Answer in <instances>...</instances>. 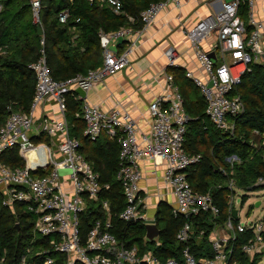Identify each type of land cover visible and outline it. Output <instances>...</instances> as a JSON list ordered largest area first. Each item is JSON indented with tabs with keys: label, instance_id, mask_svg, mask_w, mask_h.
<instances>
[{
	"label": "built area",
	"instance_id": "built-area-1",
	"mask_svg": "<svg viewBox=\"0 0 264 264\" xmlns=\"http://www.w3.org/2000/svg\"><path fill=\"white\" fill-rule=\"evenodd\" d=\"M28 1L31 20L41 29L40 0ZM87 1L106 3L113 12L120 11V0ZM181 3L182 0L149 2L138 13L139 28L126 24L107 31L99 29L100 64L63 79H54L50 75L43 35L40 34L39 54L27 64L34 76L28 109H14L7 104V114L0 124V154L15 148L23 159L22 165L13 166L0 159L1 203L8 206L14 202L24 203L25 209L33 214V233L47 237V245L34 251L41 257L44 254L42 261L33 264L51 263L53 258L47 253L49 250L62 252L65 264L74 261L82 264H239L233 257L235 238L237 233L244 231L250 234L242 239L237 249L249 258L257 255L256 263L264 264L263 215L254 220L238 219L239 209L233 203L236 187L232 177L225 184L230 191L226 216L220 222L213 221L205 235L210 249L208 255L196 256L190 250L188 242L195 235L202 237L204 230L194 234L188 220H183L174 234L179 242L177 256L158 257L151 249L139 251L136 245L125 244L110 230L112 213L106 198L99 200L103 216L95 218L85 232L79 230V212L85 208L87 200H97L100 188L108 184L99 181L98 172L80 150V140L69 132L70 124L65 117L67 96L76 93L75 87L87 90L105 77L129 67V53L139 32L160 10L168 6L179 8ZM67 14V9L63 8L57 12V19L64 21ZM127 19L132 22L135 17L127 15ZM180 32L195 63L194 69L186 68L183 74L199 89L204 112L214 126L230 130L233 126L231 117L243 109L234 85L250 70L252 63L264 67V0H221L217 10L198 16L187 26L182 25ZM118 37L124 45L116 50L110 45H114ZM204 41H208L207 47L202 45ZM209 51L213 58L208 56ZM164 54L168 66H176L173 50L166 48ZM153 79L159 90L147 103L144 128L138 126L131 114L114 104L101 106L75 94L81 99L74 116L82 121V134L90 141L103 134L114 139L118 146L114 177L120 186L123 205L115 216L130 220L142 215L139 212L140 171L137 164L145 160L162 164L160 177L173 195L170 204L173 216L208 213L214 217L218 206L211 193L194 189L186 179V168L199 160L200 153H189L183 147L188 116L178 85L167 70L157 71ZM43 101H49L55 109L36 117L35 108ZM252 132L259 134L264 143V129L252 128ZM225 160L231 165L237 158L231 154ZM63 168L68 171L59 172ZM260 183H264V176H257L253 181V184ZM232 208L236 209L235 216L230 212ZM24 263L22 256L19 264Z\"/></svg>",
	"mask_w": 264,
	"mask_h": 264
},
{
	"label": "trees",
	"instance_id": "trees-1",
	"mask_svg": "<svg viewBox=\"0 0 264 264\" xmlns=\"http://www.w3.org/2000/svg\"><path fill=\"white\" fill-rule=\"evenodd\" d=\"M151 1L156 0H120V11L115 13L106 3L98 1L40 0L42 30L38 33L37 25L31 20L28 0H0V124L7 114V104L14 109H28L34 76L27 64L39 54L40 34L43 35V50L50 75L54 79H63L99 64V29L107 31L126 24L139 27L138 13ZM63 8L67 9L68 14L64 21H59L57 12ZM127 15L135 17V20L130 22ZM167 71L173 74L188 116L183 147L189 153H200L199 160L186 168V179L194 189L211 193L218 206L217 215L173 216L169 207L162 203L154 214L159 228V243L156 244L155 240L143 242V222L139 219L121 220L115 216L123 205L120 186L114 177L118 151L116 141L103 136L92 141L87 139L81 133L82 121L74 116L81 99L68 95L65 117L70 124L69 132L80 140V150L98 172L99 181L108 184L100 188L97 200H87L85 208L79 212V230L85 232L95 218L103 216L104 210L99 200L106 198L112 213L113 226L110 230L125 244H134L139 251L151 249L158 257L177 256L179 242L174 234L183 220H188L194 234H198L200 229L204 230L199 243L188 242L190 250L196 256L201 253L208 255L210 249L205 235L213 221L220 222L226 216V201L230 192L226 181L232 177L239 188H264V183L253 184L257 176H264V143L259 134L252 132V128L264 129V67L252 63L250 70L234 85L243 109L231 117L233 126L230 130L217 128L209 120L204 112L202 95L183 74L182 68L167 66ZM1 154L3 161L9 165L23 164L15 148ZM231 154H235L237 160L229 165L225 157ZM1 197L0 192V264H19L22 256L24 264L41 262L44 254L41 257L34 251L47 245V237L32 232L33 214L25 209L22 202L3 205ZM249 234V231L236 234L233 257L239 264H257V255L249 258L237 249V245ZM47 253L53 258L49 264H65L62 252L49 250ZM72 264L82 263L74 261Z\"/></svg>",
	"mask_w": 264,
	"mask_h": 264
},
{
	"label": "crops",
	"instance_id": "crops-1",
	"mask_svg": "<svg viewBox=\"0 0 264 264\" xmlns=\"http://www.w3.org/2000/svg\"><path fill=\"white\" fill-rule=\"evenodd\" d=\"M220 3L221 0H182L179 8L168 6L160 10L154 20L147 24L135 39V44L129 53V67L121 69L113 76L105 77L102 82L84 90V98L91 103H98L105 107L114 104L126 110L135 118L138 126L144 128L147 122V103L152 95L159 90L153 75L157 71L167 70L168 64L164 50L166 48L173 50L176 67L179 66L183 71L186 68L194 69L195 63L191 49L185 42L180 28L182 25L191 24L198 16L217 10ZM123 45L124 43L120 39L116 41L113 48L119 50ZM202 45L207 47L208 41H204ZM198 92L200 93L199 89ZM75 94L72 96L73 98L76 97ZM51 105L49 101L41 102L35 108L34 115L40 117L50 113L52 109H55ZM100 136L106 137L103 134ZM1 158L4 160L2 154ZM137 165L140 171L138 179V194L141 197L139 212L142 214L139 220L141 222L154 221L158 226L154 214L162 203L167 205L170 211L173 195L161 181L162 164L155 165L151 161L140 160ZM154 168L155 172H152ZM199 238L195 235L192 241L199 243ZM155 242L159 243L158 236Z\"/></svg>",
	"mask_w": 264,
	"mask_h": 264
},
{
	"label": "rangeland",
	"instance_id": "rangeland-1",
	"mask_svg": "<svg viewBox=\"0 0 264 264\" xmlns=\"http://www.w3.org/2000/svg\"><path fill=\"white\" fill-rule=\"evenodd\" d=\"M235 187L236 191L233 192V200L235 201L236 199V201L233 203L234 206L239 209L238 219L243 221L246 217H248L249 220H254L258 217H261L264 213V188L245 189L239 188V186L236 184ZM235 193L237 194L235 195ZM241 196L243 197V200H241ZM256 200H259V203L254 205ZM262 259L264 260V255L262 256Z\"/></svg>",
	"mask_w": 264,
	"mask_h": 264
},
{
	"label": "water",
	"instance_id": "water-1",
	"mask_svg": "<svg viewBox=\"0 0 264 264\" xmlns=\"http://www.w3.org/2000/svg\"><path fill=\"white\" fill-rule=\"evenodd\" d=\"M227 1V0H225ZM37 28V32L40 33L41 29L39 27V25L36 26ZM121 38L118 37L117 38V41H119ZM111 48H113L114 46L113 45H110ZM208 56H210L211 58H213V53L211 51L208 52ZM210 84V82H208V85ZM75 91L80 95V97H84V90L81 89L80 87H75ZM68 171L67 169L63 168V169H59V172H66ZM258 200H256L254 202V205H257L258 204ZM231 214L233 216H235V212H236V209L235 208H232L231 209ZM189 215L187 214V217ZM143 225H144V234L142 235V240L143 242H152L154 240H156L157 236H158V233H159V228L158 226L156 225V223L154 221H146V222H143Z\"/></svg>",
	"mask_w": 264,
	"mask_h": 264
}]
</instances>
